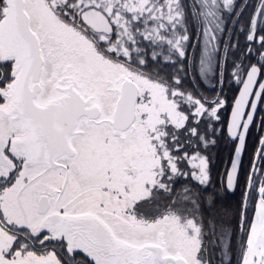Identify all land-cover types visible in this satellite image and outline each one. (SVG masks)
Masks as SVG:
<instances>
[{"label":"snow or ice","instance_id":"obj_1","mask_svg":"<svg viewBox=\"0 0 264 264\" xmlns=\"http://www.w3.org/2000/svg\"><path fill=\"white\" fill-rule=\"evenodd\" d=\"M0 264H264V0H0Z\"/></svg>","mask_w":264,"mask_h":264}]
</instances>
